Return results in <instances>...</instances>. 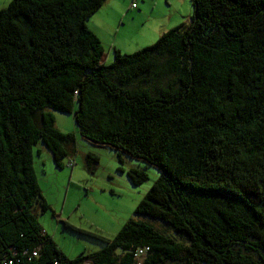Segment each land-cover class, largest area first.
<instances>
[{"label": "trees", "instance_id": "obj_1", "mask_svg": "<svg viewBox=\"0 0 264 264\" xmlns=\"http://www.w3.org/2000/svg\"><path fill=\"white\" fill-rule=\"evenodd\" d=\"M104 2L0 8V264H132L142 246L144 264H264V0H191L188 22L131 54L113 48L109 64L86 23ZM53 111L72 113L90 144L159 171L134 214L178 240L142 221L112 238L64 222L105 247L72 259L57 248L32 213L49 209L33 146L40 140L61 168L74 140ZM38 246L37 257L24 254Z\"/></svg>", "mask_w": 264, "mask_h": 264}, {"label": "rangeland", "instance_id": "obj_2", "mask_svg": "<svg viewBox=\"0 0 264 264\" xmlns=\"http://www.w3.org/2000/svg\"><path fill=\"white\" fill-rule=\"evenodd\" d=\"M106 1L117 3L122 17L110 16L104 20L103 37L99 40L107 55L105 64L113 59L112 47L131 54L153 44L163 31L188 22L193 11L191 0H138L134 9L128 8L130 0ZM9 2L0 0V8ZM102 5L100 8L105 9V4ZM94 17L97 21L98 16ZM167 81L162 79L158 84L164 85ZM53 115L54 126L61 132L71 133L74 140L66 145L68 154L62 159L61 168L55 166L51 152L40 140L33 146L35 175L49 209L42 212L35 204L32 213L67 258L98 251L105 244L65 226L64 222L76 229L112 238L128 220L142 221L170 238L179 239L159 220L134 214L136 205L158 178L157 169L83 140L72 113L53 111ZM89 154L97 157L91 166L86 162ZM130 169L143 170L147 179L133 185L127 175Z\"/></svg>", "mask_w": 264, "mask_h": 264}, {"label": "crops", "instance_id": "obj_3", "mask_svg": "<svg viewBox=\"0 0 264 264\" xmlns=\"http://www.w3.org/2000/svg\"><path fill=\"white\" fill-rule=\"evenodd\" d=\"M131 1L132 0H130V2ZM130 2H129V5H130ZM103 5L105 6V9L100 8L99 11H97L96 13H94L93 15H91L88 18V21H87V26L89 27V29H91V31L99 39H100V37H103L101 35H103V29H104L103 26H104V22L106 23V21H104L106 17H110V16L113 17V18H116V16L122 17V13L119 11V5L117 3H113L111 1L110 2L108 1L107 2L105 0V2L103 3ZM129 5H128V8H129ZM137 6H138V4H137ZM94 16H98L97 17V21H95V19H93V18H95ZM113 48L114 47H112V49ZM116 49L120 50L119 48H116ZM106 59H107V55H106Z\"/></svg>", "mask_w": 264, "mask_h": 264}, {"label": "built area", "instance_id": "obj_4", "mask_svg": "<svg viewBox=\"0 0 264 264\" xmlns=\"http://www.w3.org/2000/svg\"><path fill=\"white\" fill-rule=\"evenodd\" d=\"M137 1L138 0H132L130 2L129 8L130 9L137 8ZM39 249H40V246L34 248L30 253H24V254H30L29 255L30 257H37L39 255ZM147 251H148L147 246H142V247L136 248L132 253V255H133L132 264H144V260H145ZM18 263H19V260H14L11 258H5V260H3V262H2V264H18ZM51 264H59V261H57L55 259ZM84 264H88V263L86 262Z\"/></svg>", "mask_w": 264, "mask_h": 264}]
</instances>
